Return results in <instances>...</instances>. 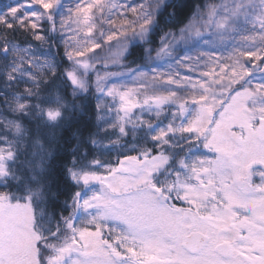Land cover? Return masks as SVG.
Instances as JSON below:
<instances>
[{
  "label": "snow or ice",
  "instance_id": "obj_1",
  "mask_svg": "<svg viewBox=\"0 0 264 264\" xmlns=\"http://www.w3.org/2000/svg\"><path fill=\"white\" fill-rule=\"evenodd\" d=\"M0 264H264V0L0 3Z\"/></svg>",
  "mask_w": 264,
  "mask_h": 264
},
{
  "label": "trees",
  "instance_id": "obj_2",
  "mask_svg": "<svg viewBox=\"0 0 264 264\" xmlns=\"http://www.w3.org/2000/svg\"><path fill=\"white\" fill-rule=\"evenodd\" d=\"M2 2H6V0H0V3H2Z\"/></svg>",
  "mask_w": 264,
  "mask_h": 264
}]
</instances>
